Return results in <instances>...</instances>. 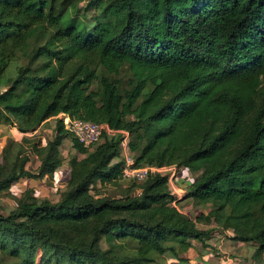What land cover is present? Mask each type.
Listing matches in <instances>:
<instances>
[{
	"label": "trees",
	"instance_id": "16d2710c",
	"mask_svg": "<svg viewBox=\"0 0 264 264\" xmlns=\"http://www.w3.org/2000/svg\"><path fill=\"white\" fill-rule=\"evenodd\" d=\"M62 114L128 131L136 167L199 174L184 200L212 210L179 211L161 174L134 183L139 194H92L122 178L123 136L105 132L94 152L73 139L87 157L71 160L58 202L24 196L0 213L1 254L16 264H190L194 242L212 236L205 221L254 245L264 264V0H0V126L34 133ZM57 133L33 145L37 173L23 143L14 164L3 158L0 195L54 175L70 134L62 120Z\"/></svg>",
	"mask_w": 264,
	"mask_h": 264
},
{
	"label": "rangeland",
	"instance_id": "374dc122",
	"mask_svg": "<svg viewBox=\"0 0 264 264\" xmlns=\"http://www.w3.org/2000/svg\"><path fill=\"white\" fill-rule=\"evenodd\" d=\"M27 62H17L14 63L10 72V76H15L18 68L21 65H25ZM132 73L130 72L129 66H125L118 77L123 81L124 87H128L129 81L132 79ZM4 89V88H3ZM2 89V90H3ZM60 118H53L46 122V124L42 125L37 129L34 133H22L17 124H14L12 121L4 120L3 124L0 126V164L4 161L3 158L6 156V162H10L14 164L17 159L18 153L20 151V147L17 144L24 145V153L21 157V160L28 158L30 161L27 164V169L31 170L33 173H37L38 169L41 165L42 158L34 153L33 145L38 144L41 147H45L47 143H54L56 137L58 135L57 130L59 126ZM28 139V143L24 141ZM74 137L71 134L65 135L62 144L59 146L58 151L63 159V164L59 167L53 176H46L43 179H23L18 183H15L11 190L5 192L0 195V213L9 214L13 211L14 208L18 205L20 200L23 199L24 196H33L38 201H49L52 203H56L60 200L62 193L66 190L67 184L69 180L72 178L73 169L71 167V160L74 158L78 160L85 159L87 155L80 154L74 148ZM12 143V146H11ZM14 143V144H13ZM97 147V146H96ZM88 149L90 152H94L95 148ZM8 153H5L7 149ZM120 159H117L116 162H119ZM182 168L180 169V171ZM190 175V177H188ZM199 174H195L189 172L187 178L184 180H180L178 183V187L183 191L181 193V199L178 202L180 209L183 212L188 214H196L199 213H210L212 210V206L206 207H196L190 201H185L184 196L188 190V186L190 185L189 180L196 179ZM135 182H129L123 180L122 178L118 181L107 182L102 184L100 181L96 182L91 187V193L97 196H109L114 198H123L128 194L135 193L139 194V189L134 187ZM199 229L202 230H210L212 233L209 246H211L216 253L219 251L215 248L214 239H216L219 235H223L226 240L234 242L230 237L231 231L224 230L221 227H218L216 224H207L205 221L198 222ZM230 232V233H229ZM230 236H228V235ZM195 245L199 246L197 242H194ZM197 246H193L192 250L187 255L190 258L192 264H195V257L197 256L196 250ZM102 247L104 249L108 248L107 243L103 242ZM200 247V246H199ZM251 247H254L252 244H247L243 246V248L239 249L237 254L233 255V259L242 258L245 259V252H250ZM244 249V251H243ZM243 251V252H242ZM234 253V252H233ZM218 257H220L218 255ZM249 261V259L246 258ZM18 261L3 255L0 253V264H16ZM37 264H42V256L40 255L37 259ZM251 264H258L254 261H251Z\"/></svg>",
	"mask_w": 264,
	"mask_h": 264
},
{
	"label": "built area",
	"instance_id": "2783aa9c",
	"mask_svg": "<svg viewBox=\"0 0 264 264\" xmlns=\"http://www.w3.org/2000/svg\"><path fill=\"white\" fill-rule=\"evenodd\" d=\"M60 118L68 132L76 139L84 148L91 149L96 147L102 142L104 133L106 132L109 137L116 134L122 135L123 140L120 144V161L122 163L121 177L123 180L135 183H143L150 178L153 174H161L169 177V192L173 201L172 204L182 213L183 212L178 202L181 199L183 192L178 183L180 180L185 179V171L176 165L165 167H136V157L131 152L130 141L131 134L128 131H114L106 124H98L92 121H85L81 119L72 118L69 115L62 114ZM179 200V201H178Z\"/></svg>",
	"mask_w": 264,
	"mask_h": 264
},
{
	"label": "crops",
	"instance_id": "0c3cea01",
	"mask_svg": "<svg viewBox=\"0 0 264 264\" xmlns=\"http://www.w3.org/2000/svg\"><path fill=\"white\" fill-rule=\"evenodd\" d=\"M188 177H190V175ZM210 241L212 242L213 240H210ZM210 241H206L207 247H203L198 242L197 243L199 244L200 247L194 244V246H197V250H196L197 256L195 257V264H251V261H253V256L256 251L255 246L251 247V250L249 253L245 252V255H244L246 256L245 259H242V258L233 259V255L237 254L239 252V249L243 248V246H246L247 244L237 243L235 241L230 242L226 240L223 235H219L216 239H214L215 248L216 250L219 251L218 253H216L217 255H215L213 248L209 246ZM218 255L220 257H218ZM246 258L249 259V261L246 260ZM190 264H192V262Z\"/></svg>",
	"mask_w": 264,
	"mask_h": 264
}]
</instances>
